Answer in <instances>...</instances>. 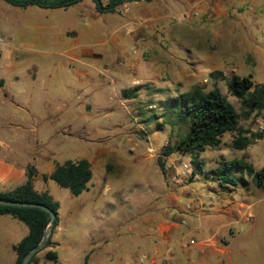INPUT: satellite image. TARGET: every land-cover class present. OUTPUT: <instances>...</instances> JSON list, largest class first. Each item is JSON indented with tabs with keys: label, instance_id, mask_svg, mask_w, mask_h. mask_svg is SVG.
I'll return each instance as SVG.
<instances>
[{
	"label": "rangeland",
	"instance_id": "obj_1",
	"mask_svg": "<svg viewBox=\"0 0 264 264\" xmlns=\"http://www.w3.org/2000/svg\"><path fill=\"white\" fill-rule=\"evenodd\" d=\"M2 1L8 18L50 19L52 43L64 56H82L72 64L50 46L23 59L16 85H33L32 95L23 99L33 106L34 128L24 133L0 124L3 139L19 153L36 150L30 156L34 188L52 195L68 219L55 249L58 261L41 255L42 264H82L86 254L88 264H128L134 249L137 257L144 253L138 249L142 242L154 245L162 217L179 226L169 245L174 264H264V191L246 174L243 183L239 171H234L235 185L221 184L210 173L220 161L242 157L256 169L264 166V109L239 121L244 135L262 132L260 138L236 148L238 132L223 133L219 146L200 153L201 168L188 154L162 155L185 133L182 125L166 122L167 98L195 86L217 87L241 112L239 97L228 89L230 75L250 74L264 83V0L136 1L113 13L97 12L90 0L65 9H21L6 2L11 8L4 9ZM223 3L240 9L239 23L247 19L235 31L242 35L239 40L227 38L231 32L220 22L225 16L218 4ZM247 4L258 9L252 25ZM0 35L7 40L0 43H8ZM224 48L232 58H225ZM32 65L35 78L25 71ZM158 156L165 158V177ZM78 158L92 166L88 190L73 195L53 179H43L56 163ZM242 200L248 205L240 207ZM174 201L177 205L167 207ZM10 224L0 222V233L12 240H18L20 227L28 229L16 218ZM98 229L109 235L100 248L93 241ZM213 237L219 248L212 245ZM161 252L167 254V247ZM0 258L14 264L15 253L1 246Z\"/></svg>",
	"mask_w": 264,
	"mask_h": 264
},
{
	"label": "trees",
	"instance_id": "obj_2",
	"mask_svg": "<svg viewBox=\"0 0 264 264\" xmlns=\"http://www.w3.org/2000/svg\"><path fill=\"white\" fill-rule=\"evenodd\" d=\"M3 1L19 8L36 6L43 9H65L84 0ZM90 1L97 12L113 13L124 3L150 0ZM227 85L229 91L239 97L242 105L241 112L235 109L217 87L205 91L201 87L195 86L164 101L166 122L172 125H182L185 128V133L173 145H166L164 147L162 151L163 156H168L173 152L188 154L201 168L203 161L199 160L200 153L206 147L219 146L223 133L227 131L238 132V135L233 140V145L236 148L247 147L263 135L262 132L251 133L249 136L244 135L243 133L246 131L239 127V121L241 118H248L252 112H259L264 109V83L254 82L250 74L240 76L232 73L227 80ZM160 124L159 126H161ZM163 156H158L157 164L165 177L166 167ZM234 171L241 172L243 183H247V180L244 178V174H246L257 187L264 191V166L256 169L245 157L220 161L210 173L221 184L235 185L237 179L234 176ZM35 175L36 168L33 165L28 166L25 182L10 191L0 192V198L40 202L47 205L55 213L53 232L59 221V202L47 191H38L34 188L33 178ZM42 177L43 179L51 178L59 186L68 189L73 195H78L88 190V184L92 178L91 164L86 158L66 159L61 163H56L53 170L49 174L43 173ZM0 214H9L24 222L28 227L27 234L12 245L15 253L14 264H21L24 254L42 238L43 231L48 224L49 214L39 207L6 204H0ZM51 234L44 247L51 244ZM41 249L31 257L28 264L38 262L37 253ZM88 256V254L85 255L83 264H88ZM44 258L58 261V254L54 250H48L45 252Z\"/></svg>",
	"mask_w": 264,
	"mask_h": 264
},
{
	"label": "crops",
	"instance_id": "obj_3",
	"mask_svg": "<svg viewBox=\"0 0 264 264\" xmlns=\"http://www.w3.org/2000/svg\"><path fill=\"white\" fill-rule=\"evenodd\" d=\"M2 2L4 5H1V7L4 9L11 8L5 4L4 1ZM218 7L219 12L225 16V18H221L220 20L222 26L225 27L227 32H231V34L228 33L227 38H230L233 41L239 40L242 35H240V33L237 34L235 31H237L238 26H240L242 22L247 19L243 18L240 23L238 22L237 19L239 16L242 17L243 15L239 14L240 9L233 5V3H223L222 5L218 4ZM246 10V12H248V14L250 13L252 16L250 19L252 25V19L254 16L252 13L258 9L255 5L247 4ZM0 34L8 38V43H0V124L2 122H8L10 128L14 131L26 133L28 130L34 128L33 123L35 113L32 104L29 103L28 100L23 99V96L25 95H32L31 93H28V90L29 87H32L33 85H16V82L19 79V68L21 67V62L23 59L33 55L36 51L46 53L45 49L50 46H57L63 56L64 52L62 47L59 46L57 42L52 43L50 35L51 20L47 18L11 19L8 18L0 9ZM252 37L254 36L252 35ZM225 49L226 48H224V54ZM187 50L191 51V48H188ZM224 56L225 58H232V55L230 54H225ZM64 57L67 62L72 64H77L82 61L81 54L65 55ZM225 65L226 64L222 62L219 66L222 68ZM25 71L29 76H32L33 78L36 77V67L34 65H32L29 69H25ZM80 72H82V70ZM39 86L44 88L46 85ZM7 104H9L10 107H7ZM79 105L81 108L83 107V99L81 96ZM29 124L31 125L29 126ZM1 127L2 126H0V192H6L25 182L26 169L28 166L33 165V160L32 158L30 160V156H33L36 150L30 147L27 149V152L19 153L13 143L3 139ZM53 168L54 166H52L45 174H49ZM161 183L162 180L158 181L159 186ZM170 203L171 204H168L167 207L177 205L175 201ZM247 205L246 200H242L240 202V207H245ZM59 209V221L51 234V244L40 250L37 253V258L41 255L43 256L48 250L55 251L59 241L58 237L62 235V232L65 230V225L68 222V219L60 213ZM12 218L14 217L9 214H0V222H8V225L11 227H13L10 224L12 223ZM147 218L148 217H146L144 221H146ZM164 219L165 217H162L159 221H157L154 228L156 235V242L154 245L150 247L146 242H142V245H140L138 249L141 248L144 253L141 257H137L138 252L134 249L131 253L133 258L128 264H174L176 262V257H174L173 253L170 251L169 245L174 241V236L179 232V226L177 223L167 220L165 221ZM144 221L141 222L144 223ZM20 230L21 234L18 236V240H12L9 233H0V248L2 246L13 250L12 245L19 241L28 232V229L25 227H20ZM94 233V237L91 236L95 239H93V241L100 242L97 245V248H100L102 243L109 242V235L105 233L104 229H98ZM217 242V237H213L212 245L215 248H219L217 246ZM164 246L167 247V254L161 252ZM107 254L109 256V250ZM0 264H3L1 258ZM35 264H42V259H38V262Z\"/></svg>",
	"mask_w": 264,
	"mask_h": 264
},
{
	"label": "water",
	"instance_id": "obj_4",
	"mask_svg": "<svg viewBox=\"0 0 264 264\" xmlns=\"http://www.w3.org/2000/svg\"><path fill=\"white\" fill-rule=\"evenodd\" d=\"M0 204H6V205H12V206L39 207V208L47 211L49 214L48 224L46 225V227L43 231L42 238L40 239V241L36 245L31 247L22 257L21 264H28L31 257L39 249H41L45 246L50 234L52 233L55 213L50 207H48L47 205L40 203V202L20 201V200H11V199H6V198H0Z\"/></svg>",
	"mask_w": 264,
	"mask_h": 264
},
{
	"label": "built area",
	"instance_id": "obj_5",
	"mask_svg": "<svg viewBox=\"0 0 264 264\" xmlns=\"http://www.w3.org/2000/svg\"><path fill=\"white\" fill-rule=\"evenodd\" d=\"M3 41H5V38L0 35V42H3Z\"/></svg>",
	"mask_w": 264,
	"mask_h": 264
}]
</instances>
